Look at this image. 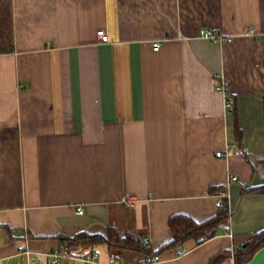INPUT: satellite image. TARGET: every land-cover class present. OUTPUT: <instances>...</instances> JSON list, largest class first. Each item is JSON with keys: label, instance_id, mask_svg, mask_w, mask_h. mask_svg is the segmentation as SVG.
<instances>
[{"label": "crops", "instance_id": "obj_1", "mask_svg": "<svg viewBox=\"0 0 264 264\" xmlns=\"http://www.w3.org/2000/svg\"><path fill=\"white\" fill-rule=\"evenodd\" d=\"M262 184L264 0H0L3 264H54L61 235L110 228L147 249L76 247L60 264H210L226 250L236 264L264 229V192L247 190ZM219 200L217 235L161 251L172 216L201 222ZM246 264H264V246Z\"/></svg>", "mask_w": 264, "mask_h": 264}, {"label": "trees", "instance_id": "obj_2", "mask_svg": "<svg viewBox=\"0 0 264 264\" xmlns=\"http://www.w3.org/2000/svg\"><path fill=\"white\" fill-rule=\"evenodd\" d=\"M237 131L239 132L240 130L238 129ZM247 190L264 192V184L257 188ZM229 217L230 210L226 201L219 208L215 216L201 222L196 221L191 216L175 214V216H172L169 220L174 239L168 244H165L161 251L163 249L179 248L187 240H190V238H195L198 243H204V241L217 235L221 227L228 224ZM60 242L61 248H64L67 253H71L76 247H90L96 244L107 243L112 254L117 258L124 249H147L141 239L130 234L121 235L115 228H110L109 233L104 236L85 232L78 233L73 237L61 235ZM245 244L244 247H238V250L235 252L236 264H246L262 249L264 246V229L250 236ZM230 257L231 251H222L211 260L210 264H221Z\"/></svg>", "mask_w": 264, "mask_h": 264}, {"label": "built area", "instance_id": "obj_3", "mask_svg": "<svg viewBox=\"0 0 264 264\" xmlns=\"http://www.w3.org/2000/svg\"><path fill=\"white\" fill-rule=\"evenodd\" d=\"M98 35L100 40H102L103 42H107L108 40V35L106 33L105 30H99L98 31ZM202 35L208 37L209 39H212L216 42H225V40H232V37L229 36H223V35H218V34H209L207 31H202ZM162 43L161 41L157 40L154 42L153 46L156 50H158L161 47ZM218 89L223 92L224 94V98H225V104L226 107L228 108H233V97H232V93L230 92V87H229V82L227 81V79H222L219 83H218ZM219 156L222 155V151H219L217 153ZM230 178L235 179L234 175L231 176ZM139 201V197L134 195V194H128L123 198V202L124 204H126L127 206H131L134 205L136 202ZM218 206L222 205V202L219 200L217 202ZM78 212L79 213H84V209L83 207H79L78 208ZM147 243H149V239L144 241V244L147 245ZM26 253V257L28 258V263L27 264H31L32 261H35V257H31L29 252H25ZM68 253L66 252V250L64 248H56L51 252V256H53V263L54 264H60L62 257L67 255ZM35 259V260H34ZM89 259L91 260L92 258L89 257ZM161 260V256L160 255H155L152 259L151 262H158ZM4 263V259L0 258V264ZM24 263V262H23Z\"/></svg>", "mask_w": 264, "mask_h": 264}]
</instances>
